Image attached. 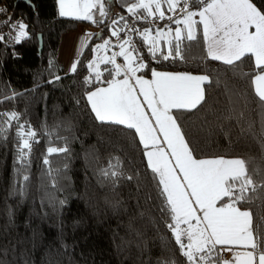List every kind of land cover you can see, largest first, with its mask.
<instances>
[{
    "label": "trees",
    "instance_id": "16d2710c",
    "mask_svg": "<svg viewBox=\"0 0 264 264\" xmlns=\"http://www.w3.org/2000/svg\"><path fill=\"white\" fill-rule=\"evenodd\" d=\"M27 1L8 0L24 18L26 36L14 45L0 41V264H184L168 227L175 224L174 214L147 163L146 148L133 129L98 121L87 102V92L107 85L108 70L115 68L101 61L99 81L93 67L87 68L98 63L101 48L91 49L108 41L106 32L88 33L75 73H65L57 59L61 37L87 24L103 31L119 29L125 21L130 29L151 26L139 17L146 16L144 9L127 11L140 0H101L106 16L93 22L60 16L57 0ZM250 2L264 12V0ZM161 8L163 18L154 17L160 27L184 13L177 5L178 14L171 17L173 9ZM134 33L128 30L121 44H133L139 62L158 71L208 75L202 102L175 111L174 117L194 158L245 161L258 187L238 206L250 211L256 231H264L259 187L264 184V101L252 86L264 66L257 68L249 54L232 65L210 59L198 30L195 40L182 39L183 59L157 61ZM116 60L124 64L122 57ZM89 75L93 80L85 85ZM122 77L121 71L112 79ZM49 148L66 151L49 153Z\"/></svg>",
    "mask_w": 264,
    "mask_h": 264
},
{
    "label": "snow or ice",
    "instance_id": "6c2138e0",
    "mask_svg": "<svg viewBox=\"0 0 264 264\" xmlns=\"http://www.w3.org/2000/svg\"><path fill=\"white\" fill-rule=\"evenodd\" d=\"M165 2L169 8L176 3L184 11L186 18L183 24L187 29V35L182 37V30L177 26L174 47H171L169 42V52L157 56L153 43L149 53L153 59L157 61L183 59L182 39L187 41L196 39L192 33L194 23L192 17L197 15V12L191 9L194 6H202L203 10L198 13L201 17L199 23L203 24V39L208 45L207 55L211 59L232 65L235 61H241L247 53H251L255 57L257 68L264 64V12L258 10L250 0H211L210 3L207 0H165ZM58 4L60 16L79 11V4H69V12L65 10V0H58ZM94 6L96 5L84 4L85 11L75 15V18L89 19L90 14L87 10ZM137 7L147 9L148 5L133 3L127 11L133 12ZM159 7L160 0H156L157 10ZM3 11L0 9V12ZM99 15L102 18L106 16L102 3L99 4ZM139 17L146 20L143 13L139 14ZM120 19H124L123 16ZM99 23H104V20L101 19ZM112 23L117 24L119 20L114 19ZM176 23L179 24L180 21ZM4 25L16 31L14 39L17 42L25 37L27 26L23 22L14 23L11 17H7L4 21H0V27ZM126 27H129L127 21L121 28H114L111 35L118 37L119 32ZM250 27H255V33H249ZM132 31L136 29L133 27ZM4 39V35L0 33V41ZM107 43L108 41H105L103 45H97L91 51L96 52L97 48H106ZM130 43L132 42L124 41V44ZM119 46L121 48L119 55L123 56L127 63L123 80L114 82L112 79L120 75L122 67L116 65L117 54L113 53L110 58L104 60L105 63L115 65L114 69L108 70V76L105 77V83L109 87L89 90L87 100L98 120L124 124L127 128L134 129L145 148L149 147L148 141H152L155 151L145 154L149 157L151 170L160 177L159 182L163 185L162 194L166 195L167 205L174 214L172 219L175 224L168 223V227L173 230L175 243L185 258L184 264H237V261H242V264H264V231H256L251 225L250 211L241 210L238 206L248 202L251 196L247 193L255 192L258 187L257 182L247 171L245 161L194 158L180 124L170 112L172 108L190 110L196 107L204 99L200 85L209 81L208 75L158 71L142 61L133 64L132 53L125 51L123 44ZM93 63L87 64L89 70L92 69ZM77 66L78 63L72 64L73 73L77 71ZM140 71L150 73L151 79L136 75ZM94 75L96 80H99L102 73L96 72ZM92 80V75L86 76L85 85L90 84ZM256 80L262 85L256 88V93L259 99L264 101V75H257L253 83ZM139 97H143V103L139 102ZM145 104L150 110L151 117L143 110ZM0 115L4 114L0 113ZM12 116L15 117V113ZM22 127L23 125H17V128ZM29 134L35 136L34 132ZM160 136L163 137L162 142L168 146L170 152L163 151L155 145L156 139ZM25 146L28 147L27 141ZM48 151L63 152L66 149L49 148ZM165 155L169 156L168 160L164 159ZM44 163H48L47 159ZM170 163H172L171 169L168 167ZM103 174L109 176L107 171ZM116 175L115 172L111 173L112 177ZM259 187L264 189V184ZM218 202L220 203L217 207ZM197 211L202 213V216L196 215ZM181 213L183 216L180 215ZM189 217L204 223V229H198L196 232L180 231L178 229L180 220L187 221ZM217 245L239 246L246 251L235 252L231 260H225L222 253L231 249H220Z\"/></svg>",
    "mask_w": 264,
    "mask_h": 264
},
{
    "label": "crops",
    "instance_id": "0c3cea01",
    "mask_svg": "<svg viewBox=\"0 0 264 264\" xmlns=\"http://www.w3.org/2000/svg\"><path fill=\"white\" fill-rule=\"evenodd\" d=\"M211 2V1H210ZM209 2V3H210ZM140 8H143V7H140ZM79 9L80 10H82V8H80L79 7ZM203 10V7H201V8H199L198 10H196V11H198V13L200 12V11H202ZM81 12V11H80ZM99 14V13H98ZM178 13H176V10L175 11H173V14H172V16L171 17H174V16H176ZM198 17H197V19H198V22L197 21H193L194 23H193V27H192V33H193V35L195 36L196 35V33H197V30L198 31H201V33H202V35H203V24L202 23H199V21H200V19H201V17L199 16V15H197ZM169 19V18H168ZM167 21V20H166ZM146 22V20H143V23H145ZM158 24H160L159 22H155L154 24H151L150 23V25L151 26H144L143 28L141 27V28H137L136 29V31H134L135 33V35H137V36H139V37H141L144 41H145V43L148 45V47H149V51H151L152 50V48H151V46L153 45V43H155V52H156V54L157 53H163V54H167L168 52H169V50H170V43L169 42H171V46L173 45V42L175 41V38H173V39H171L170 38V36H164V33L167 31V30H172V32H174V30L176 29V27L177 26H179L180 28H181V30H182V37H186V35H187V29H186V27H185V25L183 24V22L182 21H180V23L179 24H177V23H173V21L172 22H167L166 23V25H162L161 27L158 25ZM131 28V26H129V27H127V28H125L124 30H126V29H128V30H130L131 32H132V29H130ZM145 29H147V32H145ZM78 30H80V29H78ZM248 31H249V33H255V31H256V29H255V27H250L249 29H248ZM130 36V35H129ZM128 38H130V37H128ZM204 40V39H203ZM128 41H130V40H128ZM204 44H205V49H206V52H207V47H208V45L205 43V41H204ZM75 47V46H74ZM74 47H72V49L74 48ZM126 48V47H125ZM125 48H124V50H125ZM83 49H84V47L82 46H79V48L77 47V48H75V54L73 55V58H72V61H71V64H73V63H75L76 62V60H77V58H78V56L81 54V52L83 51ZM125 51H127V48H126V50ZM128 52V51H127ZM100 54H102V53H100ZM247 54H249V55H251L252 57H253V60H254V63H255V57L251 54V53H247ZM246 54V55H247ZM123 59H124V65L127 67V63H126V61H125V58L123 57V56H121ZM209 57V56H208ZM210 58V57H209ZM131 59H132V62H133V64H135V63H137V62H139V60H138V58H137V53L134 55V54H132V57H131ZM211 59V58H210ZM213 60V59H212ZM215 61H218V62H222V61H219V60H215ZM60 62V61H59ZM61 64H63V62H60ZM223 63V62H222ZM64 65V64H63ZM255 66H256V63H255ZM261 66H264V64H262ZM166 72H168V71H166ZM171 73H180V72H171ZM192 75H196V74H192ZM257 75H264V72H262V73H260V74H257ZM256 75V76H257ZM255 76V77H256ZM254 77V78H255ZM123 78L124 77H122V78H120V79H116V80H114V82H119V81H122L123 80ZM254 78H253V80H254ZM145 79H151V76H149V77H146ZM253 80H252V86H253V90H254V92L256 93V88L257 87H261L262 85H261V82L259 81V80H256L255 81V83H253ZM134 82V81H133ZM208 82H204V83H202L201 85H200V87H201V90H202V93H203V96H204V86L207 84ZM154 86V85H153ZM109 87V85L107 84V85H105V86H99V87H97V88H108ZM96 88V89H97ZM95 90V89H94ZM137 91H138V89H137ZM256 95H257V93H256ZM258 96V95H257ZM87 102H88V100H87ZM139 102L140 103H143V97H139ZM202 102V101H201ZM200 102V103H201ZM199 103V104H200ZM88 104H89V106H90V108H91V110H92V106H91V104L88 102ZM199 104H197L196 105V107L199 105ZM196 107H194V108H196ZM194 108H192V109H194ZM192 109H190V110H192ZM143 110L144 111H146V112H148V114H149V117H151V113H150V110H148L147 109V105L145 104L144 106H143ZM178 110H189V109H176V108H172V109H170V112H171V114L174 116V112L175 111H178ZM93 112V111H92ZM93 114L95 115V117H96V114L93 112ZM175 118V117H174ZM98 120V119H97ZM98 121H100V122H104V123H113V122H110V121H101V120H98ZM153 123H154V121H153ZM113 124H116V123H113ZM118 125H122V126H126V125H124V124H118ZM127 127V126H126ZM134 130V129H133ZM135 131V130H134ZM137 134V133H136ZM154 136L156 135V133H154L153 134ZM137 136H138V138H139V134H137ZM139 141H140V138H139ZM163 137L162 136H160L158 139H156V141H155V145H157V146H159L160 148H161V150H163V151H166V152H170V149H168V146L166 145V144H164L163 142ZM140 143H141V141H140ZM148 143H149V147L148 148H146V153L147 152H154L155 151V147L153 146V144H152V141L151 140H149L148 141ZM141 145L143 146V144L141 143ZM144 147V146H143ZM145 148V147H144ZM146 159H147V163H148V165H149V157L146 155ZM164 159L165 160H168L169 159V156L168 155H165V157H164ZM217 159H224V160H233V159H238V158H209V159H207V160H217ZM153 163H155V161L153 160ZM174 163V162H173ZM150 167V166H149ZM169 169H171L172 168V163H170L169 164ZM151 168V167H150ZM178 171V170H177ZM174 175L176 174V173H173ZM157 176H158V179H159V181H160V177H159V175L157 174ZM161 187H162V189H163V185L161 184ZM217 207L219 206L218 205V203H217V205H216ZM181 216L183 215V213H181L180 214ZM196 215H201L202 216V213H200L199 211H197V213H196ZM190 220H192V221H190ZM191 222H194V223H196L197 224V227H198V229L199 230H202V229H204V227H205V225H204V223H202V222H198L194 217H189L188 219H187V221H185L184 219H183V222H182V220H180V225L182 226V225H186L187 223H191ZM217 248H220V249H231V251H224L222 254H223V256H224V258H225V260H231L232 259V257H233V253H235V252H240V253H243L244 251H246V249H244V248H242V247H239V246H230V245H217ZM237 264H242V261H237Z\"/></svg>",
    "mask_w": 264,
    "mask_h": 264
},
{
    "label": "rangeland",
    "instance_id": "374dc122",
    "mask_svg": "<svg viewBox=\"0 0 264 264\" xmlns=\"http://www.w3.org/2000/svg\"><path fill=\"white\" fill-rule=\"evenodd\" d=\"M58 2V0H57ZM86 3H90V4H94L96 6L92 7L91 9H88L87 11L89 12L90 14V18L85 20L86 22H93L95 21L96 18L100 17V15L98 14L99 13V4L101 3V0H65V10L66 12H69V8H68V5L69 4H79V7L82 8V10L79 9L78 12L76 13H73V14H68V15H65V16H62V17H68V18H75V15H78L82 12L85 11L84 9V4ZM160 7L159 9L157 10L156 8V0H140L137 4H140V5H148V8L145 9V8H142L144 9V11L146 12V22L145 23H151V24H154L155 22H158L160 21L159 19L157 18H154L155 16L157 15H161L162 13V8L161 6L162 5H165L166 8L168 10H172L173 11H177V4H173V7L172 8H169L168 4L165 2V0H160ZM154 8L155 11L158 12V14L154 11ZM58 10H60V5L58 4ZM81 11V12H80ZM192 11H195V10H192ZM178 12V11H177ZM197 12V15L198 14V11ZM197 15L193 16L192 17V20L193 21H197L198 22V19H197ZM185 15L184 13L179 17V18H176L173 20V23H176V21H182L185 19ZM84 20V19H82ZM97 26L95 27H91L90 24H87L86 26L84 27H81L80 30H75V31H68L67 33H65L62 37H61V40H60V43H59V47H58V51H57V59L60 61V62H63V67H64V70H65V73H70L72 72L71 71V61H72V58H73V55L75 54V48H79V46H85L86 43L90 40L89 39V35L88 33L91 32L90 31V28H96ZM170 36L171 39L175 38V30L174 32H172V30H167L165 33H164V36ZM75 46V47H74ZM125 46V45H124ZM72 47H74L72 49ZM126 47V46H125ZM123 47V48H125ZM127 48V47H126ZM125 48V50H126ZM100 54L99 57H98V60L96 62V65L93 64V70L96 71V72H99L98 71V66L100 64L101 61H104V60H107L110 56V46H106V48H101L99 50ZM121 52V49L120 51L117 53V52H112V53H116L117 57H121L119 55V53ZM103 58V59H102ZM117 61V60H116ZM116 65H121V71L124 73L125 69L127 68L124 64H121L119 62H116ZM101 80V78L99 79ZM97 80V81H99ZM183 216V215H182ZM182 222H183V219H181ZM192 221V220H190ZM181 223H179L178 225V229L182 232H185V231H193V232H196L198 230V227H197V224L194 223V222H191V223H187L186 225H180ZM184 238V237H182ZM186 239V238H185Z\"/></svg>",
    "mask_w": 264,
    "mask_h": 264
},
{
    "label": "built area",
    "instance_id": "2783aa9c",
    "mask_svg": "<svg viewBox=\"0 0 264 264\" xmlns=\"http://www.w3.org/2000/svg\"><path fill=\"white\" fill-rule=\"evenodd\" d=\"M0 9H3V12H0V21H4L7 17H11L12 22L18 23L23 22L25 24L24 18L14 13V11L11 9V7L8 4V0H0ZM113 29H110L109 31H103L99 27L97 28H90L91 33L96 34L97 36L102 33L106 32L107 38H108V45L110 46V50H113L114 52L118 53V50L120 49L121 41L125 35H127L128 29L119 32L118 37L112 36L111 32ZM0 33H2L5 37L4 41L8 43L9 45H14L18 43L14 37L16 36V31L10 29L8 25H4L0 27ZM13 37L12 39H9V37ZM26 36V35H25ZM135 46L133 44H130L127 46V51L134 54L135 53Z\"/></svg>",
    "mask_w": 264,
    "mask_h": 264
},
{
    "label": "water",
    "instance_id": "95a60500",
    "mask_svg": "<svg viewBox=\"0 0 264 264\" xmlns=\"http://www.w3.org/2000/svg\"><path fill=\"white\" fill-rule=\"evenodd\" d=\"M19 1H21V2H25V3H28L27 0H15V3H18Z\"/></svg>",
    "mask_w": 264,
    "mask_h": 264
}]
</instances>
